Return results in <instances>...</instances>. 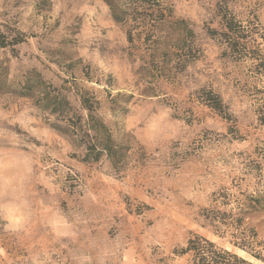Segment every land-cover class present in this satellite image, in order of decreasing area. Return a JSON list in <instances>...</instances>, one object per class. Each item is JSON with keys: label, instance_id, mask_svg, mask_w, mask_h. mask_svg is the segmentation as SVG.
Returning a JSON list of instances; mask_svg holds the SVG:
<instances>
[{"label": "rangeland", "instance_id": "obj_1", "mask_svg": "<svg viewBox=\"0 0 264 264\" xmlns=\"http://www.w3.org/2000/svg\"><path fill=\"white\" fill-rule=\"evenodd\" d=\"M164 1L195 34L183 38L197 50L185 67L176 62L186 44L169 24L157 35L171 46L132 48L105 0H0V31L25 38L0 47V264H184L174 250L194 232L264 264V208L246 214L259 257L201 215L222 189L264 194L248 63L209 33L222 31L224 5L262 41L264 0ZM82 97L99 103L96 116L122 146L116 165L108 155L84 161L57 128L74 113L87 118Z\"/></svg>", "mask_w": 264, "mask_h": 264}, {"label": "trees", "instance_id": "obj_2", "mask_svg": "<svg viewBox=\"0 0 264 264\" xmlns=\"http://www.w3.org/2000/svg\"><path fill=\"white\" fill-rule=\"evenodd\" d=\"M105 2L110 7L113 19L117 23L128 25L126 35L132 48H135L137 41H142L144 45L156 52L161 45L171 46V41L164 40L162 42L160 36L157 35L163 26L169 24L170 36L176 33L177 39L186 44V49H183L185 53L182 55L184 59L179 58L176 66L178 68L185 67L190 59L197 58V50L192 41L187 42L183 39L188 36L194 37L193 29L189 27V23L185 19L173 20V10L166 4V1L105 0ZM217 13L221 18L222 31L210 29L209 33L225 45L226 49L223 54L248 63L249 76L252 78V85L248 89L249 96L254 100L260 124L264 125V35L262 36L263 40L257 42L252 36L254 32H257L258 27L255 26V31L245 29L237 21L236 16L231 15L224 8V5L219 7ZM24 40L21 31H18L16 36L0 31V47H13ZM163 54H166L165 51ZM207 100L214 109L224 112L225 105L218 94L210 90ZM64 103L69 105L68 102L64 101ZM81 104L88 112L87 118L83 119L82 115L74 113L70 118L65 117L68 127L57 128L73 138L77 146L82 147L85 154L84 161L99 160L103 155H108L112 163L116 165L124 156L122 146L115 142L112 128L96 116L95 111L99 103L91 97H82ZM54 111L56 112L57 108ZM224 117L229 118L225 115ZM228 189H222L215 193L213 201H216V206L204 208L201 215L215 233L225 236L230 231V234L236 237L235 240H231L234 244L259 257L253 251L258 234L253 228L247 227L246 214L264 208V194L262 192L251 193L243 199H239L232 198L233 194ZM231 204L233 206L229 211L220 208V206L226 208ZM233 210H236L237 213H234ZM174 253L179 256H187L184 264H251L246 257L240 256L228 247L218 244L212 238L197 232L192 234L185 246L177 248Z\"/></svg>", "mask_w": 264, "mask_h": 264}]
</instances>
